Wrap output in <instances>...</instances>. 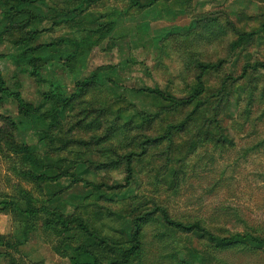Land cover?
I'll return each mask as SVG.
<instances>
[{"label":"rangeland","instance_id":"obj_1","mask_svg":"<svg viewBox=\"0 0 264 264\" xmlns=\"http://www.w3.org/2000/svg\"><path fill=\"white\" fill-rule=\"evenodd\" d=\"M90 1L0 0V71L37 110L15 119L13 141L29 147L39 167L0 142V237L23 244L18 251L0 248V264H69L78 246L116 264L135 224L141 249L131 264H264V0H171L145 10L131 8L130 0ZM21 7L30 15L11 18ZM109 22L115 27L98 47L70 61L71 71L61 62L46 67L44 83L30 77L25 49L13 46L29 31L42 33L35 45L79 41ZM251 32L253 41L231 54L236 36ZM56 50L48 56L59 55L57 61L72 54L68 45ZM220 62L202 77L197 111L132 92L190 98L200 66ZM97 69L99 82L76 92L75 82ZM49 82L73 97L54 127L41 117L55 110L41 97ZM6 109L16 116L14 103ZM129 154L135 157L127 188L88 186H123ZM28 172L81 182L36 183L21 177ZM29 206L40 213L26 216ZM46 211L82 219L100 240L77 231L59 235ZM163 215L200 222L219 237L248 234L259 242L215 245L167 228Z\"/></svg>","mask_w":264,"mask_h":264},{"label":"trees","instance_id":"obj_2","mask_svg":"<svg viewBox=\"0 0 264 264\" xmlns=\"http://www.w3.org/2000/svg\"><path fill=\"white\" fill-rule=\"evenodd\" d=\"M98 0L90 1V4L97 3ZM163 1V2H170L171 0H149L147 2H143V0H130V7L136 10H145L150 7H152L154 4ZM18 4L22 3V1H18ZM26 9V10H25ZM20 8V10H15L13 16L11 18L20 17V16H28L30 15V11L27 10V8ZM26 27V23L23 24V27L20 25H17L16 29H24ZM115 27V22H109L105 26L97 28L94 32L90 33L85 38L79 40V41H71V40H57L56 42H50L46 44H37L35 43L40 39L41 32L39 31H29L25 37L13 44L14 48H24V52L22 53L23 58H29L28 66H29V75L32 79H34L38 84L44 83V78L41 77V72L47 67L49 68L51 65H57L58 62H61V64L71 71L73 67L71 66L70 61L73 62V60L78 61V59L81 58L84 53L89 52L94 47H98L105 38H107L110 33L112 32L113 28ZM259 29L261 31H264V22L260 24ZM9 31V30H8ZM256 36V32H251L247 34H238L236 36V42L232 45L230 48L231 54L233 51L238 48L242 47L244 45L249 44L253 41V39ZM62 45H68L72 47V54L67 56L65 60L63 61H57L54 58V54H50V57L48 56L49 51H57L56 48H59ZM59 55H57L58 58ZM49 58V59H47ZM71 58H74L71 60ZM223 65V62H220L216 65L211 64H205L203 66H200V72L198 76L196 77V93L194 96L187 98V99H181L178 100L176 98L166 96L163 93H161L158 90H132L135 94H150L158 97L165 103L170 104L174 108H182L184 106L189 105H195L194 111H197L198 108L201 105V101L198 100L199 97H201L204 93L203 84H202V77L207 71L211 69H217ZM248 67V66H247ZM246 67V69H247ZM257 66H253L252 69L256 70ZM260 67L264 69V64H260ZM111 69V68H110ZM245 69V70H246ZM244 74V73H243ZM100 79V71L99 69L92 72L85 80L82 82H75L74 84V90L76 92L83 91L87 88H90L94 85H96L99 82ZM231 78H228L230 80ZM110 84H114L113 81H109ZM49 91L42 94V101L45 104H51L53 108L55 109L53 112L44 113L41 115L43 120L50 119V127H54L55 124L58 121V118L62 114V109H65L70 104L73 97H66V90L65 88L61 87L60 85H56L53 83H48ZM20 86H16V89H11L1 71H0V108L3 106V97L7 99H11L16 103L17 111H18V117H22L24 119H28L32 115L37 114L36 108L33 106L32 103L26 102L23 97L20 94ZM193 111V112H194ZM192 112V113H193ZM16 122L15 119L0 115V142H3L5 145L9 146L11 151L19 155L21 154L24 157V160L28 163L29 166H33V168L38 171V161L36 158L31 154V149L26 146H18L14 144L13 141V132L16 129ZM42 139H45V141L52 143L55 141L54 138H50L49 136H43ZM134 154H129L126 157V174L127 177L125 178L124 185L123 186H117V187H110V186H94V185H88L92 187L94 191H100L103 188H106L108 191H114L118 189L127 188L130 185L131 180V163L133 159ZM22 178L28 179L30 181L36 182V183H57L63 178L70 177L74 180V182L80 183V180H76L73 176L69 175H56V176H48L45 174H36L33 172L23 173L21 174ZM87 185V184H86ZM40 213V210L28 207L24 214L28 217H33ZM50 216L53 217L54 223L57 224L61 229L58 232L59 235H64L67 233H71L73 231H77L82 234V236L92 242V241H99L100 238L96 232L93 230H90L86 223L80 219V218H71L67 219L63 217L62 215L56 213V212H50L46 211ZM163 223L165 226L169 229H177L179 231H182L184 233H196L199 234L205 238H207L211 243L215 245H222V246H231L238 243L248 242L252 245H256L259 241L256 240L251 235L248 234H235L230 237H219L211 233L210 231L206 230L202 227L200 222H194L189 224H184L182 222H175L172 220H169L166 216L163 215ZM23 244L21 242H14L9 243L6 242L3 237H0V248H5L11 251H18L20 247ZM141 249V241H140V230L139 225H134V230L131 234V243L130 246L123 250L121 255L118 257L116 264H131L132 260L138 255ZM75 256H71L68 259L69 264H102L100 260H98L96 257L91 255L86 248L83 246H78L74 249ZM81 256H87L90 258L89 261H84L81 259Z\"/></svg>","mask_w":264,"mask_h":264},{"label":"crops","instance_id":"obj_3","mask_svg":"<svg viewBox=\"0 0 264 264\" xmlns=\"http://www.w3.org/2000/svg\"><path fill=\"white\" fill-rule=\"evenodd\" d=\"M2 73V72H1ZM51 74V72H49V75ZM3 75V74H2ZM48 75V76H49ZM4 77V76H3ZM5 79V78H4ZM47 79V78H46ZM45 79V80H46ZM6 81V80H5ZM52 82H55V81H52ZM60 85V84H59ZM8 103H14V105H16V103L13 101V100H10V99H7V98H4L3 97V107L2 109L0 110V115H3V116H8V117H11L13 119H16L18 118V111H17V106H16V116H12L10 114H6L7 113V109H6V106Z\"/></svg>","mask_w":264,"mask_h":264}]
</instances>
